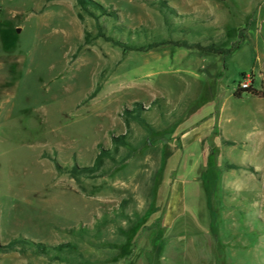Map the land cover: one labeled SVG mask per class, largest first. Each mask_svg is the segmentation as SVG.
<instances>
[{
  "label": "rangeland",
  "instance_id": "374dc122",
  "mask_svg": "<svg viewBox=\"0 0 264 264\" xmlns=\"http://www.w3.org/2000/svg\"><path fill=\"white\" fill-rule=\"evenodd\" d=\"M94 1L117 17L77 0H0V246L74 245L69 261L0 249V264H264V97L234 95L247 76L264 90V0ZM97 23L120 42L165 43L124 50L93 38ZM136 102L151 132L126 124ZM220 104L214 132L181 145ZM120 134L136 146L127 161L66 172Z\"/></svg>",
  "mask_w": 264,
  "mask_h": 264
},
{
  "label": "trees",
  "instance_id": "16d2710c",
  "mask_svg": "<svg viewBox=\"0 0 264 264\" xmlns=\"http://www.w3.org/2000/svg\"><path fill=\"white\" fill-rule=\"evenodd\" d=\"M80 7L84 10H86L90 15L95 16V10H99L102 15H108L110 17L116 18V12L114 10H107L106 7L102 6L100 3L94 1V0H77ZM97 31L95 34H90L89 32L86 33V40H89V36L94 37H103L106 40H111L116 44H120L124 47V50H145L148 48H151L153 46H157L160 44L165 43L162 39L159 41L152 42L148 45H142V44H136V43H126V42H120L118 40H115L112 36H108L104 33L103 28L100 24L97 23L96 25ZM172 44L176 46H182L189 50H195L199 53H213V54H222L223 56L229 54L232 50V48L220 46L219 44H216L214 42H208V43H201L200 41H189L187 39H176L171 41ZM244 76V74H243ZM99 89V85L96 86L93 92L97 91ZM246 91L248 93H251L253 95H257L259 97H264V90H258L253 87L251 84L248 87L242 88L237 87L234 91V95L239 97L241 96V92ZM141 104L139 102L135 103V106L131 109L125 108L124 109V115L126 116V124H128V118H131L133 120H136L139 122L146 132L152 131V126L149 122L146 121V119L142 116L141 113ZM112 143L113 148L110 149H100L98 154L96 155L93 164L88 166H78L76 164L66 167V172L69 173V175L77 179L80 176H98L102 175L104 173L103 170V164L104 160L106 158L110 159L114 165H119L127 161L129 158L132 157L136 146H134L128 139L126 134H120V135H112ZM225 143H232L230 140H223ZM125 147L126 152L124 154L118 155L119 147ZM60 166L58 165V168ZM17 247L21 248H28L31 251L42 254V255H48L49 253H54L53 258L58 260H64L69 261V257L63 253L70 252L74 245L70 242L65 243H59L55 245L47 244L44 242H35L33 240H30L27 237L24 236H18L12 238L9 242L6 244L0 246V249L3 250H12ZM83 262H89L88 260H83L82 262H76V263H83Z\"/></svg>",
  "mask_w": 264,
  "mask_h": 264
},
{
  "label": "crops",
  "instance_id": "0c3cea01",
  "mask_svg": "<svg viewBox=\"0 0 264 264\" xmlns=\"http://www.w3.org/2000/svg\"><path fill=\"white\" fill-rule=\"evenodd\" d=\"M251 95H253V94H251ZM254 96H257V95H254ZM257 97H259V96H257ZM220 111H221V104L219 106V109L215 110L214 116L211 115L206 120L205 119L201 120L200 123L196 124L197 125L196 127H189L187 129L183 130L180 134L181 145H183L185 142H188L194 138L196 139L200 133L201 134L204 132L213 133L214 128L216 126H219V125H217L218 124L217 118L221 116L222 111L221 112ZM225 137H224L225 139L232 140V135H230V134H229V136H225Z\"/></svg>",
  "mask_w": 264,
  "mask_h": 264
},
{
  "label": "built area",
  "instance_id": "2783aa9c",
  "mask_svg": "<svg viewBox=\"0 0 264 264\" xmlns=\"http://www.w3.org/2000/svg\"><path fill=\"white\" fill-rule=\"evenodd\" d=\"M251 85V79L250 77H244V80L240 83V87L245 88Z\"/></svg>",
  "mask_w": 264,
  "mask_h": 264
},
{
  "label": "water",
  "instance_id": "95a60500",
  "mask_svg": "<svg viewBox=\"0 0 264 264\" xmlns=\"http://www.w3.org/2000/svg\"><path fill=\"white\" fill-rule=\"evenodd\" d=\"M17 31H19V28H17Z\"/></svg>",
  "mask_w": 264,
  "mask_h": 264
}]
</instances>
